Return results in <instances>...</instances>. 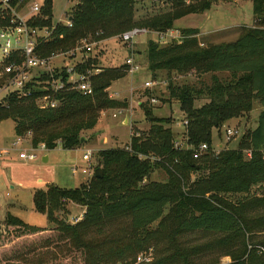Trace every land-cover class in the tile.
Masks as SVG:
<instances>
[{
    "label": "trees",
    "instance_id": "trees-1",
    "mask_svg": "<svg viewBox=\"0 0 264 264\" xmlns=\"http://www.w3.org/2000/svg\"><path fill=\"white\" fill-rule=\"evenodd\" d=\"M43 1L41 17L33 21V26L51 27L53 0ZM220 1L234 0H190L188 4L186 0H167L168 12L136 20L134 0H82L73 11L72 27L57 26L51 40L40 43L39 53L49 57L70 52L82 39L93 37L103 41L138 27L166 32L174 29L179 19L204 13ZM253 12L257 25L235 42L202 47L195 31H183L182 42L166 47L149 42L148 69L152 74L160 71L182 75L192 72L199 76L232 74L230 81L214 77L212 86L200 89L170 84L171 97L182 103L186 114L188 139L193 148L201 144L213 147V130H220L227 121L251 112L254 101H259L264 109V0H253ZM95 67H99L98 58L88 55L79 71ZM129 69L128 64L120 70L103 68L92 78L93 95L57 93L55 108L40 107L38 101L46 94L42 85L28 97L9 95L0 103V122L13 121L18 137L32 133L36 148L44 144L47 151L59 146L71 151L81 143L83 132L97 126L102 111L127 108L128 101L111 99L108 90L114 82L125 78ZM204 96L209 102L196 108L194 102ZM145 116L152 124L148 133L134 136L126 149L98 153L102 179L94 175L90 183L75 189L53 184L47 190H37L33 195L35 211L56 226L61 239L85 253L87 264H126L157 239L165 238H170L172 244L163 249V256L155 258L153 264H194L193 257L205 251L201 248L181 251L175 242L177 236L189 231L226 233V240L219 244L228 249L242 245L240 255L229 254L233 256L230 264H264V238H254L264 233V215L250 218L248 211L257 204L251 199L234 202L229 197L248 194L254 188L264 190V110L256 128L237 150L222 151L217 156L208 154L200 159L193 157L192 150L175 149L171 128L154 119L151 109L145 108ZM140 155L146 158L140 159ZM162 163L174 168L175 173L169 171L167 183L152 182V172L164 167ZM193 175L196 179L192 183ZM69 203L86 208L81 222H67ZM262 204L264 197L259 207ZM6 221L8 228L21 237L46 231L13 215H8ZM155 223H159L158 229L149 231ZM119 225L123 227L116 232L114 229ZM93 234L105 240H88Z\"/></svg>",
    "mask_w": 264,
    "mask_h": 264
},
{
    "label": "rangeland",
    "instance_id": "rangeland-1",
    "mask_svg": "<svg viewBox=\"0 0 264 264\" xmlns=\"http://www.w3.org/2000/svg\"><path fill=\"white\" fill-rule=\"evenodd\" d=\"M134 1L136 20L170 10L167 0ZM186 2L188 4L190 0H186ZM70 5L68 0H53L54 24L59 22L64 9L67 10ZM256 22L253 0H234L229 3L220 1L213 4L204 13L187 15L176 21L174 29L169 32L170 35L166 36L167 33L162 32L164 34L159 36L158 31L146 29V34L139 35L128 43L121 39V34H118L92 46L89 56L98 58V68L101 71L103 68L120 70L125 64H128L130 68L139 67V69L135 73L128 71L125 78L114 82L108 90L111 99L119 102L128 101L127 108L102 111L97 126L93 130L83 132L81 139L84 142L72 151H66L60 146L53 151L38 149L36 151L38 158L35 161L21 160L19 159L20 153H30L31 151L32 137H26L22 144L14 146V143L19 140L15 134L14 122L11 120L0 122V205L4 217L0 227V264H87L85 253L77 251L70 242L61 239L56 226L49 223L45 215L35 211L34 192L40 189L47 190L49 187L47 184L51 183L66 189L90 183L96 169L100 166L98 156L100 151L126 149L130 147L134 136L141 137L149 132L152 124L145 116V108L151 109L152 117L162 121L165 128H171L174 145L180 143L191 147L188 139L186 114L182 111V103L171 97L170 84L174 87L188 85L200 89L212 86L215 82L214 77L222 81H230L233 78L232 74L219 72L199 76L192 72L182 75L167 71L152 74L148 69L147 48L149 42L154 41L160 46L166 47L173 43H179V41L182 42L185 39L183 31H195L197 32L195 37L202 47L231 43L248 30L253 29L257 25ZM162 36L166 37L162 39L160 38ZM77 55L81 54L77 53ZM130 60L133 61L131 65ZM63 61L72 64L76 60L69 61L59 57L53 60V64L57 66ZM149 81L157 82L158 85L148 89L145 87V83ZM6 96L5 92L1 93L0 101H3ZM208 102L209 100L204 96L196 100L194 106L200 108ZM263 110L259 101H254L251 112L227 121L220 130L214 129L213 149L219 152L237 150L248 133L256 128L258 118ZM229 130L237 132V134L228 138L226 133ZM6 150L8 153L3 154V151ZM245 153L251 154L250 150H245ZM44 155H49V163L43 162ZM162 164L164 167L156 168L152 172L150 176L152 182L167 183L170 179L169 171H175L167 163ZM72 172L75 173L74 176ZM195 179L196 176L193 175L191 182L193 183ZM39 180H43V184L38 183ZM229 197L234 202L250 199L254 201L257 207L248 211L250 218L264 215V204L259 207L260 199L264 197L263 189L254 188L248 194ZM69 208L71 210L69 209L70 214L66 218L67 222L75 224L76 218L83 216L82 211L86 208L82 206L74 208V205H70V203ZM9 212L25 223L46 229V231L27 237L18 236L17 231L8 228L6 219ZM123 225H119L114 230L119 232V227H123ZM158 225L159 223L153 224L149 231L157 230ZM227 236L226 233L189 231L177 236L175 242L181 247V251L190 252L200 250V248L205 251L204 254H197V257H193L194 264H230L233 261V256L240 255L244 248L242 245H238L228 249L219 244L221 240H226ZM254 238L261 240L264 238V233L256 234ZM90 239L98 240V242L105 240L104 237L96 236V234L91 235L88 240ZM170 244H172L170 238L161 239V241L157 239L148 249H154L157 259V257L163 256L161 254L163 249L169 247ZM135 258L126 264H134ZM154 262L155 260L152 264Z\"/></svg>",
    "mask_w": 264,
    "mask_h": 264
},
{
    "label": "built area",
    "instance_id": "built-area-1",
    "mask_svg": "<svg viewBox=\"0 0 264 264\" xmlns=\"http://www.w3.org/2000/svg\"><path fill=\"white\" fill-rule=\"evenodd\" d=\"M81 1L68 0V4L71 5L65 10L68 7L66 5L58 23H53L51 27H39L33 26V21L41 17L43 0H0V80L2 81L0 94L5 92L7 96L14 94L19 98H24L32 95V90L42 85V90L46 91V94L38 101L42 108H55L58 102L54 96L63 91H74L84 96L93 95L92 78L102 71L100 68L95 67L81 72L79 66L85 62L86 56L92 52V46L101 41L88 37L79 41L78 45L70 52L53 53L49 57H42L39 53L40 43L50 41L57 26L72 27L73 11ZM169 32L170 30L164 33H167V36L170 35ZM146 33V29L134 28L121 34V39L128 43L139 35ZM164 33L160 32L158 35L161 36ZM166 36L160 38L164 39ZM77 53L81 55L78 56ZM59 57L64 60L75 59L76 61L72 64L63 61L56 66L53 64V60ZM129 63L131 65L133 61L130 60ZM138 69L139 67H132L129 71L135 73ZM157 85L158 83L154 81L145 83V87L148 89ZM153 101L155 102V100ZM119 114L121 113L119 112ZM186 125H188V122H186ZM226 134L228 138H232L237 132L229 130ZM26 137L31 138L32 133L29 132L25 136L18 137L19 140L14 143V146L22 144ZM174 147L180 151L192 150L195 159H200L208 154L217 156L220 153L208 144H201L198 148H193L176 143ZM38 149L47 151L44 144L39 145L37 148L32 145L30 153L22 152L19 154V158L33 162L38 158L36 153ZM3 153L6 154L8 151H3ZM139 158L145 159L146 157L140 155ZM85 212L83 216L76 218L75 224L83 220ZM3 219L2 206L0 205V227ZM154 260V249L150 248L139 253L134 260V264H152Z\"/></svg>",
    "mask_w": 264,
    "mask_h": 264
},
{
    "label": "crops",
    "instance_id": "crops-1",
    "mask_svg": "<svg viewBox=\"0 0 264 264\" xmlns=\"http://www.w3.org/2000/svg\"><path fill=\"white\" fill-rule=\"evenodd\" d=\"M14 130H15V126H14ZM16 134V133H15ZM17 136V135H16ZM18 137V136H17ZM72 151V150H71ZM3 154H5V153H3ZM20 159V158H19ZM42 160H43V162L44 163H49V161H50V157H49V155H44L43 157H42ZM71 171H72V168H71ZM72 174H73V176L75 175V173H73L72 172ZM38 183H42L43 184V180H39L38 181ZM47 185H53V183H51V184H47ZM54 185H56V184H54ZM58 186V185H57ZM79 186H77L76 188H78ZM63 188V187H62ZM35 189V188H34ZM72 189H75V188H72ZM74 205V208H75V206L76 207H81L80 205H78V204H75V203H70V205ZM83 207V206H82ZM68 209H70L69 207H68ZM71 210V209H70ZM86 211V209L85 210H83L82 212L84 213ZM82 213V214H83ZM9 215H12L10 212H9ZM46 228H47V226H45Z\"/></svg>",
    "mask_w": 264,
    "mask_h": 264
},
{
    "label": "water",
    "instance_id": "water-1",
    "mask_svg": "<svg viewBox=\"0 0 264 264\" xmlns=\"http://www.w3.org/2000/svg\"><path fill=\"white\" fill-rule=\"evenodd\" d=\"M83 142H84V140L82 139L81 140V143H83ZM94 175L96 176V178L102 179L103 178V171H102V169L101 168L96 169Z\"/></svg>",
    "mask_w": 264,
    "mask_h": 264
}]
</instances>
